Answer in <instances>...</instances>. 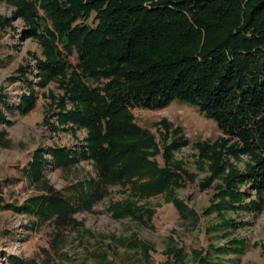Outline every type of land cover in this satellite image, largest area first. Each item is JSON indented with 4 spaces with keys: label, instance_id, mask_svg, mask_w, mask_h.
<instances>
[{
    "label": "trees",
    "instance_id": "16d2710c",
    "mask_svg": "<svg viewBox=\"0 0 264 264\" xmlns=\"http://www.w3.org/2000/svg\"><path fill=\"white\" fill-rule=\"evenodd\" d=\"M7 1L42 47L36 83L44 87L56 81L62 89L61 95L51 96L55 111L49 116L72 133L82 128L86 132L84 142L73 146H39L27 172L42 193L21 206L3 204L2 209L33 214L35 223L48 222L53 230L48 245L28 258H13V264H63L52 254H58L59 236L76 225L78 208L102 197L106 185L126 182L142 197L163 194L181 217L191 212L174 197L184 175L180 163L172 162L173 151L186 139L174 136L160 151L148 131L134 122L132 108L157 110L174 100L196 107L226 137L213 144L217 155L207 180L218 181L213 209L220 214L223 209L264 208V0ZM69 55L75 64L67 60ZM20 72L25 75L24 68ZM27 85L29 91L16 106L6 104L5 111L26 113L33 108L35 91L31 82ZM0 122L9 124L2 111ZM228 141L232 143L226 146ZM5 143L0 132V145ZM207 143H199L203 158L210 157ZM45 153L54 168L89 158L97 180L89 182L87 192L81 186L74 198L62 194L43 174ZM159 154L163 165L156 160ZM228 154L247 155L243 171ZM242 184L246 189L241 190ZM251 190L259 200L244 202ZM222 219L228 227L237 225L232 218ZM231 243L241 248L245 240ZM208 255L199 253L200 264H224Z\"/></svg>",
    "mask_w": 264,
    "mask_h": 264
},
{
    "label": "rangeland",
    "instance_id": "374dc122",
    "mask_svg": "<svg viewBox=\"0 0 264 264\" xmlns=\"http://www.w3.org/2000/svg\"><path fill=\"white\" fill-rule=\"evenodd\" d=\"M27 32V23L16 15L14 5L0 0V99L5 98L0 100V111L9 121V124L0 122V132L6 141L0 145V264H13V258H28L40 246L48 245L53 237L50 223H35V216L29 212L2 209L5 203L21 206L42 193L41 185L31 180L27 172L34 151L39 146L44 149L73 146L84 142L86 136L83 128L72 133L49 116L55 111L51 96L61 95L62 89L56 81L44 87L36 83V59H43L42 47ZM67 60L76 62L74 55H69ZM21 68L25 75H21ZM28 82L36 95L33 108L26 113L15 108L5 111L6 104L16 106L21 94L29 91ZM131 114L134 122L153 137L160 151L175 140L174 136L181 134L186 139L184 145L173 151L172 162L180 163L184 175L181 185L174 189V197L191 212L181 217L163 194L142 197L126 182L106 185L100 199L76 210L73 216L76 225L63 229L58 254L52 253L56 261L63 264H200L199 253L201 256L209 253V258L224 264H264V208L256 212L223 209L218 214L211 205L217 200L214 194L218 182L207 181L217 155L213 144L226 138L216 123L196 107L176 100L157 110L132 108ZM51 122L57 129H50L49 124L54 126ZM178 127L180 133L174 135ZM203 142L211 146L209 158L200 154L199 143ZM231 143L228 141L226 146ZM44 156L43 174L48 183L70 198L76 196L81 186L89 191V182L97 180L95 166L89 158H81L65 168H54L51 156L48 153ZM227 158L241 171L248 163L244 154L238 158L228 154ZM156 160L163 165L160 154ZM247 186L242 184L241 190ZM249 193L244 202L258 199L254 190ZM261 196L264 200V192ZM222 216L232 218L237 225L228 227ZM232 239H244L243 248L231 243Z\"/></svg>",
    "mask_w": 264,
    "mask_h": 264
}]
</instances>
